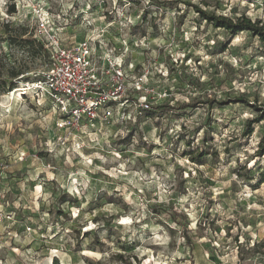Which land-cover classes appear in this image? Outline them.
Here are the masks:
<instances>
[{"label": "rangeland", "instance_id": "obj_1", "mask_svg": "<svg viewBox=\"0 0 264 264\" xmlns=\"http://www.w3.org/2000/svg\"><path fill=\"white\" fill-rule=\"evenodd\" d=\"M188 3L264 22V0H0V210L13 213L0 264H264V122L244 135L255 111L232 102L264 101V42ZM41 17L65 44L107 39L104 54L175 105L217 102L62 135L56 106L29 85L50 64L22 40Z\"/></svg>", "mask_w": 264, "mask_h": 264}, {"label": "built area", "instance_id": "obj_2", "mask_svg": "<svg viewBox=\"0 0 264 264\" xmlns=\"http://www.w3.org/2000/svg\"><path fill=\"white\" fill-rule=\"evenodd\" d=\"M37 32L36 38L47 49L50 64L44 78L29 85L42 90L56 106L61 115L56 125L62 135L84 125L95 128L115 120L129 124L153 104L170 98L166 90L155 93L147 83V73L135 75L123 59L108 52L104 54L105 38L87 37L78 43L65 44L45 17L40 18ZM130 107L134 114L128 110ZM25 157V153L19 154L14 163ZM8 164L0 159V183L5 179L4 169ZM12 215L0 210V222L11 220Z\"/></svg>", "mask_w": 264, "mask_h": 264}, {"label": "trees", "instance_id": "obj_3", "mask_svg": "<svg viewBox=\"0 0 264 264\" xmlns=\"http://www.w3.org/2000/svg\"><path fill=\"white\" fill-rule=\"evenodd\" d=\"M191 6H194L197 11L201 14V16L208 22L212 23L216 27H223L227 29L232 36L238 34L241 31H249L252 36L258 37L262 42H264V22H262L261 18L252 19L245 13H242L240 16L232 17L224 14H216L206 11L205 9L194 5L193 3H188ZM14 11V10H13ZM9 24L6 25V29H8ZM16 36V35H15ZM21 36L17 35L15 38H19ZM22 39V38H21ZM12 42H15L16 39H11ZM24 43L28 44L29 47L33 48L32 56L36 57H47L49 56L47 49H45L44 44L38 39H22ZM38 42L37 50H35V43ZM19 72L15 68L12 69L10 76L12 81L8 84V91H12L18 87L17 80H14L19 76ZM217 102L216 99H211L208 95H198L197 97H192L188 101H184L178 105L173 104L171 99L161 103V104H153L151 109L146 110L145 113L149 112L150 116H157L161 114L163 111L170 112L179 109H185L188 107H197L200 104H208L212 107L214 103ZM232 102H241L245 105L250 106L255 111V116L253 118H248L245 124V128L243 130V134L249 136L253 132L252 125L254 123L264 122V101L259 99H255L254 101H250V99L246 95H240L235 99H232ZM226 101H218V104H226ZM146 115L147 117H150ZM264 154V135L261 137L258 145L257 156H261ZM252 171V169H250ZM253 172V171H252ZM261 182H264V171L260 173Z\"/></svg>", "mask_w": 264, "mask_h": 264}, {"label": "bare ground", "instance_id": "obj_4", "mask_svg": "<svg viewBox=\"0 0 264 264\" xmlns=\"http://www.w3.org/2000/svg\"><path fill=\"white\" fill-rule=\"evenodd\" d=\"M19 89H22V88H18L16 89L14 92H12V94L14 95L16 91H18Z\"/></svg>", "mask_w": 264, "mask_h": 264}]
</instances>
